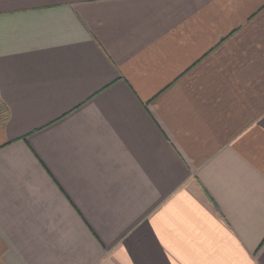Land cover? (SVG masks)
Returning a JSON list of instances; mask_svg holds the SVG:
<instances>
[{
	"label": "crops",
	"instance_id": "crops-1",
	"mask_svg": "<svg viewBox=\"0 0 264 264\" xmlns=\"http://www.w3.org/2000/svg\"><path fill=\"white\" fill-rule=\"evenodd\" d=\"M264 0H0V264H262Z\"/></svg>",
	"mask_w": 264,
	"mask_h": 264
},
{
	"label": "snow or ice",
	"instance_id": "snow-or-ice-1",
	"mask_svg": "<svg viewBox=\"0 0 264 264\" xmlns=\"http://www.w3.org/2000/svg\"><path fill=\"white\" fill-rule=\"evenodd\" d=\"M262 264H264V262H262Z\"/></svg>",
	"mask_w": 264,
	"mask_h": 264
}]
</instances>
